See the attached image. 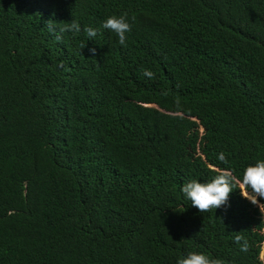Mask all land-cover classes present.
<instances>
[{
	"label": "trees",
	"instance_id": "trees-1",
	"mask_svg": "<svg viewBox=\"0 0 264 264\" xmlns=\"http://www.w3.org/2000/svg\"><path fill=\"white\" fill-rule=\"evenodd\" d=\"M258 160L264 0H0V264H264V205L181 191Z\"/></svg>",
	"mask_w": 264,
	"mask_h": 264
},
{
	"label": "clouds",
	"instance_id": "clouds-1",
	"mask_svg": "<svg viewBox=\"0 0 264 264\" xmlns=\"http://www.w3.org/2000/svg\"><path fill=\"white\" fill-rule=\"evenodd\" d=\"M132 19L134 20L135 18L127 17V13L119 16H109L102 27L116 33L119 43L124 45L127 33L131 31L129 22H132ZM49 27L51 30H55L51 23ZM80 30V24L75 20H71L70 23L62 26L59 31L60 33L65 31L78 33ZM84 31L89 38H94L97 35V30L91 27H85ZM61 39V35L58 34L57 40ZM95 51V48L90 49L93 55ZM144 75L152 78L154 73L145 69ZM218 159L222 163H228L224 153L218 154ZM235 188H239L244 198L250 200L254 205H258L261 209V206L264 205V203H261V200H264V160H258L256 163L248 165L243 171L242 179L236 177L230 168H225L218 170L217 174L208 182H200L193 179L183 184L181 191L191 201L192 206L204 213L213 208L217 209L227 205L229 195ZM241 239V237H237L236 242L240 243ZM241 250H246V244L241 245ZM177 264H222V262L219 259L210 258L204 253L190 252L178 259Z\"/></svg>",
	"mask_w": 264,
	"mask_h": 264
},
{
	"label": "rangeland",
	"instance_id": "rangeland-1",
	"mask_svg": "<svg viewBox=\"0 0 264 264\" xmlns=\"http://www.w3.org/2000/svg\"><path fill=\"white\" fill-rule=\"evenodd\" d=\"M263 233H264V231H263ZM263 252H264V241L261 244V251L259 253L260 258H261V255L263 254Z\"/></svg>",
	"mask_w": 264,
	"mask_h": 264
}]
</instances>
